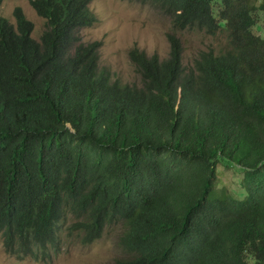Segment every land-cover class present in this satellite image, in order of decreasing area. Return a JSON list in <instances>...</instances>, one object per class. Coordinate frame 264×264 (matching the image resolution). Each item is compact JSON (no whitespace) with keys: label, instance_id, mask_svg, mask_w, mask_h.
<instances>
[{"label":"trees","instance_id":"1","mask_svg":"<svg viewBox=\"0 0 264 264\" xmlns=\"http://www.w3.org/2000/svg\"><path fill=\"white\" fill-rule=\"evenodd\" d=\"M91 1L29 0L38 40L21 7L0 14L4 251L47 258L117 225L109 264H264V0H126L171 23L166 57L128 50L134 82L82 41ZM184 29L226 43L184 66ZM222 162L239 191L216 187Z\"/></svg>","mask_w":264,"mask_h":264},{"label":"rangeland","instance_id":"2","mask_svg":"<svg viewBox=\"0 0 264 264\" xmlns=\"http://www.w3.org/2000/svg\"><path fill=\"white\" fill-rule=\"evenodd\" d=\"M21 7L26 18L33 23L31 36L39 38L44 29V19L38 16L29 0H3L0 14L11 23H15L13 10ZM90 8L97 17L91 27L80 31L82 41H102L99 49V64L107 68L110 74L123 82L138 81V75L128 58V50L136 45L147 54L156 52L161 58L166 57L169 43L166 32L171 28L168 17L158 13L146 4L126 0H92ZM259 25L264 30V15L259 14ZM256 30V33L261 32ZM183 42V64L191 66L200 50L218 47L226 43L223 32L216 36L196 29L178 31ZM241 173L234 166L222 162L217 164L216 187L239 191ZM120 226H112L104 231L103 236L88 245L81 244L74 235L63 234L61 249L51 257L35 259L27 256L19 259L4 251L0 236V264H109L121 255L118 245Z\"/></svg>","mask_w":264,"mask_h":264}]
</instances>
